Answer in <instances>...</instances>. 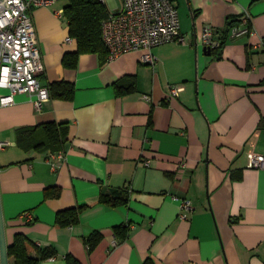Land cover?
I'll use <instances>...</instances> for the list:
<instances>
[{
  "label": "crops",
  "instance_id": "obj_1",
  "mask_svg": "<svg viewBox=\"0 0 264 264\" xmlns=\"http://www.w3.org/2000/svg\"><path fill=\"white\" fill-rule=\"evenodd\" d=\"M172 1L186 43L155 48L154 67L142 61L144 51L113 60L82 53L75 68L66 67L65 57L79 50L68 4L33 9L41 84L65 81L75 94L50 97L41 109L27 94L0 105V144H10L0 149L8 246L22 234L56 251L41 264H69V257L79 264H264V168H249L250 153L264 155V50H250L264 39V0ZM104 4L109 16L122 0ZM245 16L249 34L233 38V28L217 52L203 45L206 28L215 34L235 19L244 29ZM133 82L134 92L118 95V85ZM177 86L184 91L169 99ZM8 94L0 89V98ZM48 123L68 125L62 149L18 145V131ZM110 189H129L128 204L102 203ZM184 200L192 205L187 219ZM82 207L79 223L57 226L58 213ZM126 225L123 241L114 229ZM94 233L102 237L90 250Z\"/></svg>",
  "mask_w": 264,
  "mask_h": 264
},
{
  "label": "built area",
  "instance_id": "obj_2",
  "mask_svg": "<svg viewBox=\"0 0 264 264\" xmlns=\"http://www.w3.org/2000/svg\"><path fill=\"white\" fill-rule=\"evenodd\" d=\"M58 1L0 0V89L9 91L8 95L0 98L2 107L13 105L17 95L27 94L35 99L36 108L41 109L42 103L50 98L49 89L40 81L45 73V65L32 11L39 7H51ZM101 1L105 3V0ZM56 13L61 16L64 11ZM250 22L249 16H245L241 21L245 28L235 27L232 37L249 34ZM102 40L110 60L127 53L144 51L142 61L153 67L157 64L153 54L155 48L170 43H186L181 33L179 10L172 0H122V7L102 23ZM202 42L209 50L220 46L212 28L204 30ZM250 50H264V39L253 44ZM183 91V86L173 87L169 99L179 97ZM9 146V143H1L0 149ZM59 158L63 159V155L60 154ZM249 168L263 169L264 155L250 153ZM191 206L188 200L182 202L183 219H187ZM23 218L29 223L33 221L29 212L24 213Z\"/></svg>",
  "mask_w": 264,
  "mask_h": 264
},
{
  "label": "trees",
  "instance_id": "obj_3",
  "mask_svg": "<svg viewBox=\"0 0 264 264\" xmlns=\"http://www.w3.org/2000/svg\"><path fill=\"white\" fill-rule=\"evenodd\" d=\"M65 8V16L70 23L71 37L77 43L79 50L75 54L67 55L64 59L66 67L75 68L78 65L79 56L82 53L108 55V51L102 40V23L108 17V9L101 0H68ZM238 26V21L229 19L224 30L215 33L220 46L212 51L221 50L226 44L230 31ZM118 95L131 94L135 91L133 82L129 88L118 85ZM50 97L71 100L75 94L73 84L65 81L52 83L49 86ZM69 127L67 124L48 123L31 129L18 131V145L27 149L44 152L49 149H62L68 141ZM53 194L51 190L46 193L47 197ZM130 199L129 189H110L101 194V202L112 207L127 205ZM78 208L58 213L57 226L70 227L79 223L81 211ZM129 226L115 227L114 231L118 238L126 240L130 232ZM100 233H94L87 241L89 249L93 250L101 240ZM37 252V256L33 253ZM10 264H41L42 261L56 256V251L37 248L26 236L18 234L15 241L8 248ZM69 264H79L71 257ZM1 264V258H0ZM144 264H156L153 259L148 258Z\"/></svg>",
  "mask_w": 264,
  "mask_h": 264
},
{
  "label": "water",
  "instance_id": "obj_4",
  "mask_svg": "<svg viewBox=\"0 0 264 264\" xmlns=\"http://www.w3.org/2000/svg\"><path fill=\"white\" fill-rule=\"evenodd\" d=\"M8 248L9 246L7 243L5 221L3 217V209H2L1 193H0V258H1V264H10Z\"/></svg>",
  "mask_w": 264,
  "mask_h": 264
},
{
  "label": "rangeland",
  "instance_id": "obj_5",
  "mask_svg": "<svg viewBox=\"0 0 264 264\" xmlns=\"http://www.w3.org/2000/svg\"><path fill=\"white\" fill-rule=\"evenodd\" d=\"M63 2H65L66 4L69 3L68 0H63ZM107 4H108V8H111L110 0H107Z\"/></svg>",
  "mask_w": 264,
  "mask_h": 264
}]
</instances>
